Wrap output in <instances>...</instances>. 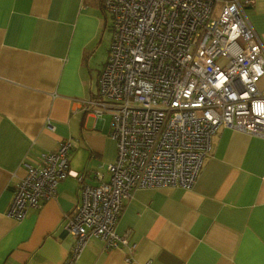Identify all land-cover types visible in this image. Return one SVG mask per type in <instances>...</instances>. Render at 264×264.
<instances>
[{"label":"crops","instance_id":"1","mask_svg":"<svg viewBox=\"0 0 264 264\" xmlns=\"http://www.w3.org/2000/svg\"><path fill=\"white\" fill-rule=\"evenodd\" d=\"M244 10L264 43V0ZM110 26L101 0H0V264H62L73 243L63 228L80 194L71 176L22 219L7 215L25 163L69 139L70 168L90 184L94 171L108 180L110 116L84 106L97 94ZM116 232L127 245L107 249L91 236L76 264H264V138L219 127L192 187L134 189Z\"/></svg>","mask_w":264,"mask_h":264},{"label":"built area","instance_id":"2","mask_svg":"<svg viewBox=\"0 0 264 264\" xmlns=\"http://www.w3.org/2000/svg\"><path fill=\"white\" fill-rule=\"evenodd\" d=\"M217 2L102 0L112 34L97 94L84 108L110 116L116 156L108 180L94 171L99 182L90 184L88 172L72 170L64 139L25 163L7 211L20 220L53 198L59 181L75 178L79 199L63 226L73 243L62 264H76L91 236L107 249L127 245L116 232L123 199L136 188L190 189L219 127L264 138V43L244 10L254 0Z\"/></svg>","mask_w":264,"mask_h":264},{"label":"trees","instance_id":"3","mask_svg":"<svg viewBox=\"0 0 264 264\" xmlns=\"http://www.w3.org/2000/svg\"><path fill=\"white\" fill-rule=\"evenodd\" d=\"M101 6H102V0H101Z\"/></svg>","mask_w":264,"mask_h":264},{"label":"rangeland","instance_id":"4","mask_svg":"<svg viewBox=\"0 0 264 264\" xmlns=\"http://www.w3.org/2000/svg\"><path fill=\"white\" fill-rule=\"evenodd\" d=\"M260 81V80H259ZM259 81H258V83H259Z\"/></svg>","mask_w":264,"mask_h":264}]
</instances>
